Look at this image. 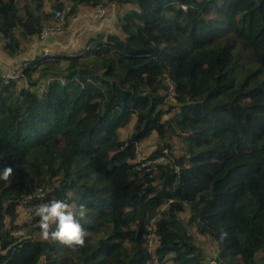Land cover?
<instances>
[{
  "label": "trees",
  "instance_id": "obj_1",
  "mask_svg": "<svg viewBox=\"0 0 264 264\" xmlns=\"http://www.w3.org/2000/svg\"><path fill=\"white\" fill-rule=\"evenodd\" d=\"M114 3L133 7L119 33L26 59L25 85L0 77V169H13L0 181V264H207L194 227L218 260L264 264V0H0V48L15 57L68 4ZM151 133L150 157L166 158L155 169L134 149ZM35 186L75 205L85 247L45 241L38 225L33 240L12 234Z\"/></svg>",
  "mask_w": 264,
  "mask_h": 264
},
{
  "label": "rangeland",
  "instance_id": "obj_2",
  "mask_svg": "<svg viewBox=\"0 0 264 264\" xmlns=\"http://www.w3.org/2000/svg\"><path fill=\"white\" fill-rule=\"evenodd\" d=\"M49 3L45 2V6H48ZM112 9H110V13L100 20H90L84 17L83 12L86 8H81L74 15H68V10L70 9V5L68 4L66 9H64V21L66 22V31L58 36L48 37L43 40H39L37 38L30 37L26 39L21 44V51L17 54L13 59V63H9V57L1 50L0 48V62H4L0 64V69L6 68L10 66H21L26 59L34 58L35 52H38L41 56L44 53H40V51L47 50V53H54L55 50L59 52H66L68 54L76 53L79 49H83L86 47V42L92 34H95L98 31L103 32H115L119 33L117 21L122 15L132 9L133 7L128 3H114L111 4ZM44 52V51H42ZM6 58V59H4ZM8 63H5L7 62ZM17 85H25L26 81L23 76L16 78ZM166 117V116H165ZM133 126V117L130 122L123 128L120 129V138H125L131 131ZM158 137L156 133H151L146 139H144L145 148L144 154L149 155L154 152L156 146L158 144ZM174 149L176 151L179 150V143L176 140L173 141ZM192 233L197 238V244L204 249L205 254L210 258L214 257L217 254V246L216 242L209 236H201L197 232L196 228H191ZM258 264H263L261 260H259Z\"/></svg>",
  "mask_w": 264,
  "mask_h": 264
},
{
  "label": "built area",
  "instance_id": "obj_3",
  "mask_svg": "<svg viewBox=\"0 0 264 264\" xmlns=\"http://www.w3.org/2000/svg\"><path fill=\"white\" fill-rule=\"evenodd\" d=\"M112 9V5H101L96 7H88L83 12V16L90 20H100L106 17ZM54 23L49 25H43L39 34L35 36L39 40L46 39L48 37L58 36L63 34L66 31V25L64 21V13L61 10H56L54 13ZM47 54L46 51L42 52ZM37 56V55H35ZM4 62H0L3 64ZM5 63H8L5 62ZM9 63H13V60H9ZM22 67L21 66H10L0 69V77L3 79H16L21 76ZM164 83L167 85L166 90L164 91L166 100L174 101V85L172 80L166 76ZM145 143L144 140L137 141L134 144L136 161H140L142 166L151 165L152 168H156L158 164H165L166 158L164 155H157L155 157H150L149 155L144 154ZM41 203H46L45 200V191L41 186H35V188L30 189L28 192L23 194L19 199V204L17 206L18 215L14 221L16 226L12 229V234L21 239H31L35 238V233L33 228L38 225L39 217L35 215V208L38 207ZM155 220L156 217H153L147 226L148 233L146 234L145 245L149 250H152L155 246ZM215 261V264H226L224 261L218 260L215 256L210 257L207 260V264H212Z\"/></svg>",
  "mask_w": 264,
  "mask_h": 264
},
{
  "label": "clouds",
  "instance_id": "obj_4",
  "mask_svg": "<svg viewBox=\"0 0 264 264\" xmlns=\"http://www.w3.org/2000/svg\"><path fill=\"white\" fill-rule=\"evenodd\" d=\"M12 173V167L4 166L0 169V181L10 183ZM35 215L39 217L38 227L43 240L58 242L73 250L85 247L87 233L77 218L75 205L53 199L36 207Z\"/></svg>",
  "mask_w": 264,
  "mask_h": 264
},
{
  "label": "crops",
  "instance_id": "obj_5",
  "mask_svg": "<svg viewBox=\"0 0 264 264\" xmlns=\"http://www.w3.org/2000/svg\"><path fill=\"white\" fill-rule=\"evenodd\" d=\"M42 51H47V50H46V49H45V50L42 49V50L40 51V53H42ZM38 52H39V51H38ZM38 52H35V55H39ZM4 59H6V58H4ZM8 59H11V58H8ZM12 59H13V58H12Z\"/></svg>",
  "mask_w": 264,
  "mask_h": 264
}]
</instances>
